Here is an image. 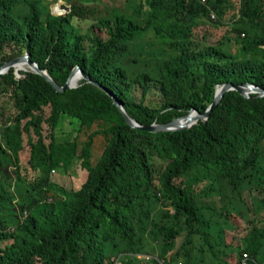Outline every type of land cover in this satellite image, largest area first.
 I'll return each mask as SVG.
<instances>
[{"label":"trees","instance_id":"trees-1","mask_svg":"<svg viewBox=\"0 0 264 264\" xmlns=\"http://www.w3.org/2000/svg\"><path fill=\"white\" fill-rule=\"evenodd\" d=\"M125 1L134 12L99 18L83 0L58 15L59 6L55 14L41 0H0V67L30 54L64 86L79 66L142 126L191 109L204 114L219 85L264 89V0H239L215 42L196 28L223 25L230 0ZM21 5L29 11L23 20L13 17ZM18 73L0 75V213L10 208L16 219H0V264H111L114 257L141 264L138 254L205 264V253L217 260V251L236 253L234 264L243 253L249 264H264V97L230 91L206 121L150 133L131 128L113 99L85 79L56 92L44 77ZM63 117L77 122L78 134L95 127L83 145L59 142ZM97 135L107 143L92 165ZM26 151L32 169H45L31 184L21 173ZM75 159L88 171L80 189L52 183L51 172H66ZM21 189L31 202L18 214L12 203ZM248 203L251 234L233 247L232 218Z\"/></svg>","mask_w":264,"mask_h":264},{"label":"rangeland","instance_id":"rangeland-1","mask_svg":"<svg viewBox=\"0 0 264 264\" xmlns=\"http://www.w3.org/2000/svg\"><path fill=\"white\" fill-rule=\"evenodd\" d=\"M75 0H44L41 3L44 5H48L50 10H54L59 4L66 3L67 5L71 6L70 4L73 3ZM86 2L91 9H94L96 16L99 18L105 17L107 14L110 15L112 13L118 12L119 10L129 13L134 12V9L130 7L125 0H83ZM61 12H58V14H65L66 9H61ZM239 9V0H230V3L227 4L224 7V11H227V14L225 16L223 25L217 26L215 24L208 23L206 25H199L196 30L197 32H207L209 39L211 42H215L218 39L221 38V36L225 33L227 30V27L229 26L231 19L234 18V16L238 13ZM28 9L25 5H21L17 7L14 12H13V17L23 20L25 16L28 14ZM130 14V13H129ZM215 14V13H214ZM217 15L215 14V18L213 19L214 21L217 20ZM129 48H131V44L128 45ZM127 60L126 57H124V63L126 64ZM23 72H30V71H24L20 70ZM79 79L78 81H80ZM5 101H9L7 97L4 98ZM45 112L49 114V109L45 108ZM77 122L74 121V123H69V120L67 118L63 117V125L60 127L58 130H56V134L59 136L58 140L61 144L64 143H73L77 139V141H80V145H83L84 142L87 140L89 134L91 131L94 130L92 129H82L81 133L78 134L76 131ZM43 133L44 135H47L49 133V129L46 125L43 127ZM106 140L101 137L100 135H97L94 139V144L92 147V165H95L100 158L101 154L103 153V150L106 146ZM21 173L22 176L27 180V184H31L34 182V180L38 177V174H42L45 169H38L34 170L31 168L29 165L28 161V153L27 151L23 153L21 157ZM88 176V171L86 169H83L81 165L80 159H75L73 165H71V168L68 169L66 172H59V171H54L51 172L50 179L51 182L54 183L58 187H62L66 190H74L78 191L80 187L82 186L83 183H85L86 179ZM212 180H207L205 183V186L209 187L211 184ZM16 194V199L12 203L13 207L17 209L18 214L20 213V208L22 205L26 206V204H29L31 202V198L29 195L21 189L18 193L14 191ZM248 206L242 205L241 207H237V211L235 212V216L232 218L233 225L235 226V229L233 231H229L227 233V242L230 243L233 247L240 246V240L245 236L247 232H249V236L251 234V228L249 227L248 223L252 217L251 215V207L252 205L248 203ZM8 208V207H7ZM161 206H155L153 209V212H157ZM26 216V213L20 217V220H22ZM0 219L3 222H8L11 221L12 219L16 220L12 211L10 208L7 210L3 211L0 213ZM9 228V227H8ZM9 230V229H8ZM196 242L199 244L200 239L197 237ZM177 243H180V239L177 241ZM195 250V256L197 257L199 255L198 248L200 246H193ZM230 250V248H229ZM197 252V253H196ZM207 252V249L206 251ZM236 254V253H235ZM235 254L226 251V252H216L217 260L216 258L212 255L209 256L208 253H205L204 259H205V264H219L222 260V258H225L228 262H231L234 264L236 262V256ZM237 255V254H236ZM150 255L147 254H138L136 257L138 260H140L141 264H154V259H151L148 261ZM153 256V255H151ZM154 257H156L154 255ZM212 258L214 259V262H212ZM112 259H118V258H111ZM182 262V261H181Z\"/></svg>","mask_w":264,"mask_h":264},{"label":"water","instance_id":"water-1","mask_svg":"<svg viewBox=\"0 0 264 264\" xmlns=\"http://www.w3.org/2000/svg\"><path fill=\"white\" fill-rule=\"evenodd\" d=\"M58 6L61 9H67V11L70 10V6L67 5L66 3L59 4ZM52 12L55 14L57 13L55 9ZM20 64L27 65L31 69L30 72L36 73V74L44 77L46 79V81L49 82L53 86V88L56 90V92H65V91H67V89L71 90V89L77 88L78 85L72 86L70 81H71V78L73 75L78 74L81 79H85L88 82L93 83L95 86H97L98 88L103 90L106 94H108L113 99L115 106L121 112L126 123L131 128L140 129L142 131H147L150 133H163V132H174V131L187 130V129L194 127L200 120L206 121L210 117L211 112L218 107L219 103L222 101L225 94L230 92V91H236L240 95H242L246 98H249L251 94H257L259 97H264V89H262L258 86H255V85H252L249 83L242 84V85L241 84L226 83L223 85H219L217 87L216 92H215L214 101L208 107L207 111L204 114L200 113L196 109H191L190 112L186 116L176 118L167 124H156V123H154L150 126H142L137 121L132 119L126 113L121 102L119 101V99L117 97L114 96L113 93L108 91L106 88L102 87L97 82L92 81V79L88 75H86L84 73V71H82V69L79 66H75L73 68V70L71 71V73H70V75L66 81V84L64 86H59L58 84H56L46 70H42L37 63L31 61L30 54H26L24 56L16 58L15 60H12L10 62L3 64L0 67V75L7 73L10 68H14L16 73H17V77H20V74L18 73L20 70L17 67ZM193 113H195V116H192ZM183 120H185V122H183Z\"/></svg>","mask_w":264,"mask_h":264},{"label":"built area","instance_id":"built-area-1","mask_svg":"<svg viewBox=\"0 0 264 264\" xmlns=\"http://www.w3.org/2000/svg\"><path fill=\"white\" fill-rule=\"evenodd\" d=\"M202 2L205 3L206 0H202ZM211 17H212V19L215 18V14H214L213 12H212ZM148 257H149L148 261H150L151 259H154V261L157 260V263H158V264H166V263L163 262V260H159V259H157V258L154 257V256H151V255H150V256H148ZM249 260H250V258H249V256H248V253H243L242 256H240L239 264H249ZM111 264H119V259H112ZM168 264H170V263H168ZM172 264H184V263L181 262V261H177V262L172 263Z\"/></svg>","mask_w":264,"mask_h":264},{"label":"bare ground","instance_id":"bare-ground-1","mask_svg":"<svg viewBox=\"0 0 264 264\" xmlns=\"http://www.w3.org/2000/svg\"><path fill=\"white\" fill-rule=\"evenodd\" d=\"M19 70H24V71H30L31 69L25 65V64H20L17 66ZM80 78V76L78 74H75L72 76L71 78V84L72 86H77L79 84L80 81H78ZM192 116H195V113L192 114ZM183 122H185V120H183Z\"/></svg>","mask_w":264,"mask_h":264}]
</instances>
